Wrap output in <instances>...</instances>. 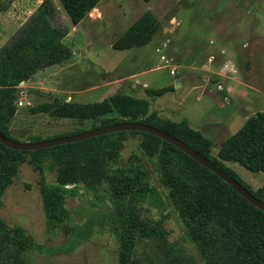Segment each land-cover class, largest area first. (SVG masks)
<instances>
[{"label": "rangeland", "instance_id": "1", "mask_svg": "<svg viewBox=\"0 0 264 264\" xmlns=\"http://www.w3.org/2000/svg\"><path fill=\"white\" fill-rule=\"evenodd\" d=\"M8 9L0 15V48L20 28L43 0H2ZM57 21L67 28L63 43L72 50L71 58L37 72L16 92L17 113L8 125L10 138L18 143L47 141L89 131L98 122L54 119L32 115L29 109L58 98L67 102L94 103L114 94L145 99L150 110L178 122L189 119L191 128L203 131L214 141L211 155L225 139L237 131L245 118L264 113V0H101L84 19L72 26L57 0ZM145 12L157 21L150 40L128 50L125 44L130 26ZM179 77L175 87L174 75ZM172 86L164 96L148 99L143 89ZM237 105L245 112L230 119L227 107ZM198 122V123H196ZM219 123V124H218ZM203 133V134H204ZM139 138L127 136L121 161L135 154L148 173L163 206L141 205L144 217L160 224V237L141 242L135 248L139 264H206L188 241L186 229L171 207L167 191L159 184L154 161L145 156ZM33 143V142H32ZM36 143V142H34ZM255 191L264 187V175L226 162ZM63 166L43 163V176L50 186ZM39 173L28 160L18 165L2 197L0 217L44 248L29 256L33 264H117L116 244L107 226L75 244L67 254L50 251L69 244L68 237L51 228L42 210L38 191ZM66 198L75 225L91 218L98 220L107 203L98 194L84 193ZM235 242L218 243L221 264H233Z\"/></svg>", "mask_w": 264, "mask_h": 264}, {"label": "trees", "instance_id": "2", "mask_svg": "<svg viewBox=\"0 0 264 264\" xmlns=\"http://www.w3.org/2000/svg\"><path fill=\"white\" fill-rule=\"evenodd\" d=\"M57 1L70 24L76 26L101 0ZM7 9V3L0 0V15ZM57 14L52 0H43L0 48V134L6 138L11 139L8 125L17 113L18 86L31 80L37 72L60 65L72 56V50L63 43L67 28L57 21ZM156 25L150 12L143 13L127 30L125 44L119 50L148 42ZM172 91V86L143 89L151 100ZM29 111L32 115L44 114L54 119L98 122L90 130L126 122L148 125L206 158L264 204V187L251 190L225 165L233 162L264 175L262 112L250 116L222 143L216 156H212L211 139L192 129L186 119L175 122L161 118L158 112L150 110V102L145 99L114 94L100 102L80 104L53 98ZM127 136H138L140 150L154 161L158 182L167 191L169 203L186 229V238L206 264H221L218 243L229 242L236 244L233 264H264V213L182 151L143 132L110 133L28 152L14 151L0 144V207L7 187L16 177L18 165L28 160L39 173L38 191L47 224L68 237V245L49 254H67L75 244L89 240L96 225L99 230L107 226L116 244V263L139 264L135 259L136 246L160 237V224L144 217L141 205L147 203L158 209L163 204L138 157L132 153L121 161ZM32 142L38 141H29ZM45 162L63 166L56 176L55 186L48 185L44 179ZM78 188L84 193L98 194V200L107 203L102 218H91L82 225L73 223L66 198L75 196ZM43 252L44 248L22 227L8 225L0 217V264H33L30 254Z\"/></svg>", "mask_w": 264, "mask_h": 264}, {"label": "water", "instance_id": "3", "mask_svg": "<svg viewBox=\"0 0 264 264\" xmlns=\"http://www.w3.org/2000/svg\"><path fill=\"white\" fill-rule=\"evenodd\" d=\"M174 79H175V84H176L175 87L180 86L179 77L177 74L174 75ZM131 131L143 132V133L153 135L169 143L170 145L176 147L177 149L182 151L184 154H186L187 156L195 160L199 165L203 166L204 168L212 172L219 179H221L225 184L229 185L244 200H246L252 206H254L255 208H257L258 210L264 213L263 203H261L255 197H253L239 183H237L235 180H233L228 175H226L221 170H219L213 163L209 162L206 158L202 157L197 152L190 149L189 147H187L185 144H183L179 140L153 127H150L142 123H127V122L126 123H116V124L105 126V127L95 128V129H92V130H89L83 133H78V134H74V135L62 137V138H54L51 140L40 141L36 143H18L0 134V144L14 151L28 152V151H35L39 149H47L51 147H56V146H60L63 144L74 143V142H78V141H82V140H86V139H90L94 137L103 136V135L110 134V133L131 132Z\"/></svg>", "mask_w": 264, "mask_h": 264}, {"label": "crops", "instance_id": "4", "mask_svg": "<svg viewBox=\"0 0 264 264\" xmlns=\"http://www.w3.org/2000/svg\"><path fill=\"white\" fill-rule=\"evenodd\" d=\"M55 66H57V65H55ZM50 68V67H49ZM46 69H48V68H46ZM25 83L26 82H24V83H21L20 85L21 86H23V85H25ZM75 103H80V104H85V102H81V101H78V102H76V101H74ZM98 102H100V101H98ZM227 109H229V111H228V116H230L231 118L230 119H237L238 117V115H240V114H242L243 112H245V109L244 108H242L241 110H239V107L237 108V105L235 104V105H233V109H231L230 108V105H229V108L227 107ZM256 114V113H255ZM254 114V115H255ZM250 117V116H249ZM249 117H246L245 118V121L249 118ZM188 122H189V119H186ZM196 123H198V122H196ZM189 124H190V122H189ZM219 124V123H218ZM190 126H191V124H190ZM203 136H205L206 138H208V139H211L212 141H213V139L211 138V137H209L207 134H205L203 131H199ZM222 132H224V133H227V136L225 137V139L224 140H222L221 142H220V144H219V147L216 149V153H217V151H218V149L220 148V146L222 145V143L228 138V137H230L229 136V134H228V131H222ZM236 132V131H235ZM234 132V133H235ZM204 133V134H203ZM233 133V134H234ZM233 134H231V135H233ZM214 141H213V146H214Z\"/></svg>", "mask_w": 264, "mask_h": 264}, {"label": "built area", "instance_id": "5", "mask_svg": "<svg viewBox=\"0 0 264 264\" xmlns=\"http://www.w3.org/2000/svg\"><path fill=\"white\" fill-rule=\"evenodd\" d=\"M16 106H17V107H21V106H22V103H21V102H18V103L16 104Z\"/></svg>", "mask_w": 264, "mask_h": 264}]
</instances>
